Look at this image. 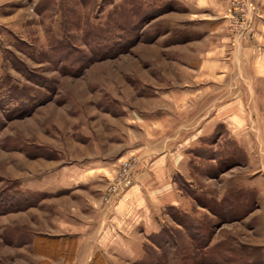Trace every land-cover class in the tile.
I'll return each mask as SVG.
<instances>
[{"label": "rangeland", "instance_id": "rangeland-1", "mask_svg": "<svg viewBox=\"0 0 264 264\" xmlns=\"http://www.w3.org/2000/svg\"><path fill=\"white\" fill-rule=\"evenodd\" d=\"M248 1L256 14L244 6L231 29L229 1L220 17L236 49L260 18ZM194 13L181 0H0V264H72L76 240L54 235L58 213L75 212L70 192L83 200L106 178L91 196L108 206L164 153L190 205L165 210L169 236L146 238L151 250L134 264L174 253L182 264L263 263L264 139H240L248 159L225 128L245 115L253 134L264 130V83L243 107L193 81L182 51L213 29H196Z\"/></svg>", "mask_w": 264, "mask_h": 264}, {"label": "crops", "instance_id": "crops-1", "mask_svg": "<svg viewBox=\"0 0 264 264\" xmlns=\"http://www.w3.org/2000/svg\"><path fill=\"white\" fill-rule=\"evenodd\" d=\"M181 1L183 11L200 16L195 21L196 29L203 27L205 22L213 28L207 36L202 35L201 39L195 40L193 52L182 51L183 68L196 75L193 79L196 83L208 79L210 86L205 89L218 90V98L223 102H241L243 107L248 100L258 102L259 98L251 100L247 94L251 85L264 83V0H251L260 11V18L253 21L239 49L231 47L221 32L220 17L228 7V0ZM203 16L210 17V20H202ZM202 41L209 43L205 49L199 45ZM259 91L258 96H262ZM259 102L264 107V95ZM237 122L236 125L226 126L227 137L236 141L243 154L250 159L251 149L242 140L264 139V130L253 134L248 129L250 123L245 115ZM216 123L212 122L210 131L215 129ZM174 173L175 166L169 153H164L147 164L146 169L138 171L132 186L108 206H102L100 196H91L104 189L108 181L106 178L97 184L88 183L83 191L89 197L83 200L70 192L68 199L76 207L75 212L58 213L59 226L54 235H70L76 240L72 264H91L96 254L103 264L139 262L143 258L146 238L159 234L166 226L165 210L173 207L185 213L184 208L190 205L189 199L182 196L172 183ZM257 183L249 180L246 184L256 189ZM256 193L262 195L258 186ZM262 255L264 264V248Z\"/></svg>", "mask_w": 264, "mask_h": 264}, {"label": "built area", "instance_id": "built-area-1", "mask_svg": "<svg viewBox=\"0 0 264 264\" xmlns=\"http://www.w3.org/2000/svg\"><path fill=\"white\" fill-rule=\"evenodd\" d=\"M229 1V5H230V9L229 12H231L232 14L229 15L231 19L230 23H229V28L231 29L234 25L238 24V22L241 21L242 19V14H241V10L243 9L244 6H248L249 10L251 11L252 15L256 14V9L253 8L250 5V2L248 0H228ZM226 20H230L227 19ZM124 172V170H123ZM123 172H122V176H123ZM117 181L120 182V185L123 184L124 187L126 188L129 185V181L128 180H122L121 179H117ZM114 187V186H113ZM116 189H118L119 191H121V189H123V187H120L118 184L115 187ZM115 188H113V190H115Z\"/></svg>", "mask_w": 264, "mask_h": 264}, {"label": "trees", "instance_id": "trees-1", "mask_svg": "<svg viewBox=\"0 0 264 264\" xmlns=\"http://www.w3.org/2000/svg\"><path fill=\"white\" fill-rule=\"evenodd\" d=\"M171 208V207H170ZM171 210H175L176 211V209H174V208H171ZM178 213H180V212H178ZM180 215L182 216V213H180ZM172 221L176 224V225H179V226H181L182 224L179 222V221H177V220H175V219H172ZM167 231V232H166ZM168 230L164 227V228H162V230L160 231V233L159 234H157L156 236L157 237H160V236H163V237H167V236H169L168 235ZM150 238V237H149ZM149 238H147L148 239V241H150L151 242V240L149 239ZM153 238V237H152ZM207 238H206V240H205V242L201 245V246H203L204 244H206V242H207ZM52 241H56L55 239H53ZM170 243H168V242H164L163 243V247H168V249H169V252L171 253V252H175L176 250H177V247L173 244V245H169ZM74 247H75V242H74ZM73 247V248H74ZM157 248V247H156ZM159 249H162L161 247H159ZM145 250H151V247H147V248H144V253H145V255L147 254V252L145 251ZM166 255H168L169 256V254L170 253H168L167 252V249L165 250V252H164ZM174 255L176 256V260H177V262H173V261H169V263L168 264H182V255H176L175 253H174ZM145 261V263H143V264H151V262L148 260V259H145V260H143L142 262H144ZM92 264H103V262H102V259L100 258V256L98 255V254H96L95 256H94V258H93V262H92Z\"/></svg>", "mask_w": 264, "mask_h": 264}]
</instances>
